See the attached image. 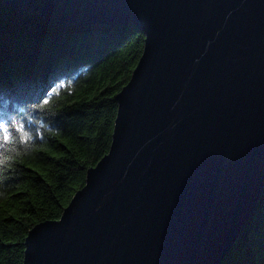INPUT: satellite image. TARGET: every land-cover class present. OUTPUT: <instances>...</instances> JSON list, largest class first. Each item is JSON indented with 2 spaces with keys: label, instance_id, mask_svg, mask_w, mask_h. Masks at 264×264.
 <instances>
[{
  "label": "water",
  "instance_id": "obj_1",
  "mask_svg": "<svg viewBox=\"0 0 264 264\" xmlns=\"http://www.w3.org/2000/svg\"><path fill=\"white\" fill-rule=\"evenodd\" d=\"M5 1L145 33L109 152L23 264H222L264 191V0Z\"/></svg>",
  "mask_w": 264,
  "mask_h": 264
},
{
  "label": "trees",
  "instance_id": "obj_2",
  "mask_svg": "<svg viewBox=\"0 0 264 264\" xmlns=\"http://www.w3.org/2000/svg\"><path fill=\"white\" fill-rule=\"evenodd\" d=\"M144 44L133 23H51L0 0V264L24 263L31 228L60 218L109 152ZM222 264H264V191Z\"/></svg>",
  "mask_w": 264,
  "mask_h": 264
},
{
  "label": "snow or ice",
  "instance_id": "obj_3",
  "mask_svg": "<svg viewBox=\"0 0 264 264\" xmlns=\"http://www.w3.org/2000/svg\"><path fill=\"white\" fill-rule=\"evenodd\" d=\"M16 127L23 131L22 125L16 124ZM0 136H2L3 141H8L10 139L9 126L7 124L0 123Z\"/></svg>",
  "mask_w": 264,
  "mask_h": 264
}]
</instances>
